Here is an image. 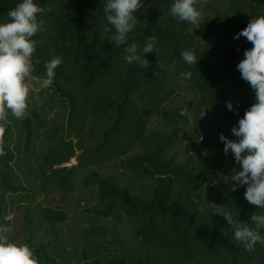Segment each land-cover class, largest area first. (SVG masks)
Here are the masks:
<instances>
[{
	"label": "trees",
	"instance_id": "1",
	"mask_svg": "<svg viewBox=\"0 0 264 264\" xmlns=\"http://www.w3.org/2000/svg\"><path fill=\"white\" fill-rule=\"evenodd\" d=\"M19 2L0 0V23ZM35 2L45 11L38 17L43 31L34 37L33 59L40 63L33 75L46 79L44 65L54 56L63 63L51 85L41 87L43 100L34 101L31 116L10 118L0 137V223H11L5 220L11 208L3 203L6 193L16 204L37 191L71 193L78 183L95 191L96 202L85 208L88 223L74 231L71 242L66 239L72 232L62 229L66 211L39 204L22 228H15L13 239L28 243L41 264H264V244L246 250L211 207L224 206L242 223L264 212L245 199L246 185L232 190L233 170L242 169L219 139L221 133L236 139L232 127L255 102L237 68L252 45L234 37L252 17L264 14V0H214L221 7L203 30L173 17L174 0H143L137 26L120 47L104 30L105 0ZM205 4L213 6L209 0ZM153 34L154 51L146 54L150 67L127 64L125 48L136 43L142 49ZM185 49L194 51L195 65L183 61ZM189 70L193 76L186 80L182 73ZM172 83L198 95L192 131L198 144L180 159L170 151L181 142L185 116L167 105ZM54 99L64 103L59 117H54ZM201 110L207 111L203 118ZM33 157L37 164L28 163ZM72 158L76 162L70 167L49 169ZM214 170L220 172L219 182L207 184ZM124 218L133 241L103 237V222L111 219L116 225Z\"/></svg>",
	"mask_w": 264,
	"mask_h": 264
},
{
	"label": "clouds",
	"instance_id": "2",
	"mask_svg": "<svg viewBox=\"0 0 264 264\" xmlns=\"http://www.w3.org/2000/svg\"><path fill=\"white\" fill-rule=\"evenodd\" d=\"M207 0H174L170 12L179 21L198 25L203 13L198 5ZM144 7L143 0H105L103 12L107 21L104 30L111 32L110 42L114 47L126 45L128 34L137 26L136 13ZM45 9L35 0H21L8 11V20L0 23V137L10 123L9 114L15 119L26 117L29 109V99L33 95L34 84L40 83V78L34 76V61L38 41L34 39L38 32L43 31V21L38 17ZM51 11V8L48 9ZM145 11L147 9L145 8ZM188 32L194 33L192 28ZM246 38L252 45L245 50L244 59L237 68L241 78L247 82L255 93V102L247 109L231 132L236 139H230L223 133L219 139L224 143V153L231 152L242 170H233L231 180L232 190L246 185L245 199L259 209H264V14L252 17L247 26L236 34L234 39ZM156 36L146 37V43L138 50V45L132 43L125 48L124 60L127 64L138 63L142 68H149L150 61L146 54L154 51ZM183 61L189 65L197 63V56L192 49L181 53ZM63 63L59 56H54L44 65L46 79L43 87H49L55 77V70ZM186 80H191L192 71L182 73ZM227 108L233 111V103L226 102ZM207 111L201 110L203 118ZM181 116L191 120L189 108L181 109ZM200 118V119H201ZM228 181V177H223ZM219 178L213 181L218 183ZM215 215L223 216L234 230V238L243 243L248 251H253L257 243L264 244V212L251 215L250 223L234 220L230 211L224 206L211 204ZM206 209L200 208L203 213ZM10 217H5V220ZM12 229L7 223H0V264H41L39 257L28 243H20L9 238Z\"/></svg>",
	"mask_w": 264,
	"mask_h": 264
},
{
	"label": "rangeland",
	"instance_id": "3",
	"mask_svg": "<svg viewBox=\"0 0 264 264\" xmlns=\"http://www.w3.org/2000/svg\"><path fill=\"white\" fill-rule=\"evenodd\" d=\"M213 6H206V4L200 5V9L203 13V18L200 21V23L197 25L199 30H203L205 28V22L208 19H211L215 14V11H218V9L221 7L220 4H217L214 2V0H209ZM214 8V10H213ZM34 84V90L33 95L29 99V109L28 113L30 112V109H33V106H36V103L34 101H38V99H42L44 95L40 94L41 87L43 86V80H40V83H36L33 81ZM171 88L173 89V92L168 100V106L171 107H178L181 109L189 108L191 120L188 119V117L185 116V120H183L180 124L182 127V133H181V142L177 145H175L170 153H174L175 155H178V159L185 156L186 154L190 153V149H192L193 146L198 144V140L194 139L193 134V126H195L194 122V108L195 104L198 101V95L197 93L184 88L179 89L178 85L176 83H172ZM54 103V117L58 116V111L62 110L64 108L63 102H57L55 99L53 101ZM31 116V114H29ZM12 116L9 114L8 119L10 120ZM31 121H33L32 117H29ZM52 119V117H50ZM55 120L57 118H54ZM157 118H155L156 120ZM53 122V121H52ZM154 124H156L155 121H153ZM40 150H36V155L38 154ZM15 158V156H14ZM70 161L74 164L76 161L74 158L70 159ZM28 163H34L37 164L36 160H34V157L28 161ZM110 170L111 166H109ZM216 172V179L220 177V172L218 170H214ZM213 171V172H214ZM25 175L20 174V179H24ZM3 203L5 206H10L11 208L8 209L6 217H10V228L13 229L9 233V238L11 240H14V230L16 227L22 228L24 225L25 217L27 214H29L31 211H33L34 206L36 205H48L53 208H59L63 211H66V214L68 215V219L62 226L63 231L66 233L67 230H70L72 233L67 234L68 241L71 242L73 237L77 235L75 233V230L80 229L81 227H86L88 221L85 217V208L86 207H93V205L96 202V194L94 190L85 188L81 185L76 186V190L73 192H62L57 188H53L51 190H48L47 192H40L37 191L33 198L29 201H17L16 204L12 203L13 198L10 197L8 193L3 194ZM90 199V201L88 200ZM34 214V213H31ZM35 217V214H34ZM102 227L105 229V236H118V240L123 241L122 243H130L133 241L130 236H132V231L130 227H128V222L124 218V221L119 224H114V221L109 219L108 221L103 222ZM86 232V231H85ZM117 232V233H116ZM14 241L20 242L19 236L15 238ZM111 245H114L112 243ZM71 248V245L68 246ZM77 247V246H76ZM75 247V248H76ZM75 248H72L70 250H73Z\"/></svg>",
	"mask_w": 264,
	"mask_h": 264
},
{
	"label": "water",
	"instance_id": "4",
	"mask_svg": "<svg viewBox=\"0 0 264 264\" xmlns=\"http://www.w3.org/2000/svg\"><path fill=\"white\" fill-rule=\"evenodd\" d=\"M73 163L71 161L69 162H65V163H62L60 165H57V166H50V168H54V167H70ZM216 180V172H212L210 178L206 181L207 184H210V183H213V181Z\"/></svg>",
	"mask_w": 264,
	"mask_h": 264
}]
</instances>
